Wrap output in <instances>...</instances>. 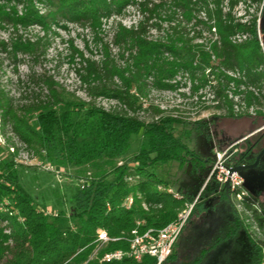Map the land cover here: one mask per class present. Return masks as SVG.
<instances>
[{
    "label": "trees",
    "instance_id": "1",
    "mask_svg": "<svg viewBox=\"0 0 264 264\" xmlns=\"http://www.w3.org/2000/svg\"><path fill=\"white\" fill-rule=\"evenodd\" d=\"M131 3L134 0H0V28L10 26L14 32L9 42L13 56L21 53L35 57L43 53L46 36L58 17L88 29L93 44L101 48L96 59L70 43L71 57L77 59L75 72L89 101L67 97L51 77L41 78L45 91L42 96L20 95L19 103L0 84L2 136L9 125L28 151L39 161L63 170L67 179L74 182L88 171L92 177L83 188L73 183L64 186L69 193L71 229L60 222L66 216L65 209L60 208L56 216L46 214L37 207L28 189L30 181L24 184L28 173L54 175L17 160L18 150L0 143V264H99L97 259L89 258L97 228L118 237L121 232H129L137 219L144 221L141 230L161 227L173 221L185 203L194 201L183 194L177 193L179 198H174L159 190L158 186L169 187L155 170L159 164L170 162H176L179 168L189 164L195 171L211 166L212 160L188 147L192 133L202 124L207 126L208 119L191 122L154 108L159 116L144 122L123 110H107L95 99L106 97L131 110L140 109L141 104L134 107L132 98L138 100V95H145L148 86L176 90L179 82L175 78L182 75L191 83L192 94L206 86L211 88L214 107L224 108L226 118L249 122L243 133L227 141L226 147L264 125V0H139L135 4L141 17L136 24H112L111 45L117 49L113 54L110 44L99 37L103 20L119 16ZM240 3L256 5L259 15L248 21L235 18L232 10ZM37 4H45L44 12ZM32 26H38L43 35L24 38L17 34ZM147 26L157 36L149 35ZM238 36L243 39L237 40ZM230 86L233 95L241 98L244 111L234 110L237 103L228 97ZM252 107L257 110L248 113ZM135 136L144 142L135 153L127 155ZM255 138L250 136L235 145L237 151L228 166L254 161L257 152L252 154L248 144ZM129 176L134 182L126 180ZM54 195L62 197L59 189L54 190ZM129 195L134 201L125 209L121 204ZM212 196L227 203L229 216L195 257L183 264H204L222 245L235 246L242 233L249 246L243 264H263L264 247L247 232L229 192L212 178L195 200L180 235L214 208L216 202L212 207L207 205ZM59 204L63 205L64 200ZM243 204L250 208L246 201ZM118 248L126 249L127 243L110 242L100 254ZM176 258L173 249L160 264H174ZM101 264H156V259L145 256L140 262L124 258Z\"/></svg>",
    "mask_w": 264,
    "mask_h": 264
},
{
    "label": "rangeland",
    "instance_id": "2",
    "mask_svg": "<svg viewBox=\"0 0 264 264\" xmlns=\"http://www.w3.org/2000/svg\"><path fill=\"white\" fill-rule=\"evenodd\" d=\"M139 0H134L137 3ZM131 3L125 6L122 13L112 15L103 20L102 31L99 37L103 42L109 43L113 54L117 49L111 45V28L114 21H120L125 26H131L137 23L141 17L138 6ZM248 3V2H247ZM39 9L44 12L45 4H37ZM20 10L21 6L17 5ZM232 14L241 21H248L253 16H258L259 12L256 5L240 3L236 5ZM149 35L157 36L154 30L146 27ZM24 38H34L42 36L43 33L38 26L28 27L19 30L18 33ZM14 37V32L10 26L0 28V84L3 90L19 103L21 97L28 98L39 93L41 96L45 93L42 77H51L65 91L67 97H77L89 101L90 97L85 92V87L80 83L76 74L78 68L77 59L71 57L70 43L74 48L82 50L86 56H92L98 59L101 54V48L93 44L92 35L88 29L80 28L78 25L69 23L63 18H57V24H51L45 42L46 48L43 53L30 57L21 53L13 56L10 51L9 42ZM208 37V35H207ZM237 40L243 39L242 36L236 37ZM88 44V49L85 48ZM262 49L263 48V44ZM229 74H232L231 72ZM33 75V80H29ZM178 81L176 90H156L147 87L145 95H138V100H134V107L141 104L140 109L131 110L126 105L120 104L116 100L106 97L95 99V103L107 110H123L128 114L137 117L144 122H150L159 115L154 112V108L163 111L164 115H172L182 119L196 122L202 119H208L207 126L201 125L199 130L192 133L188 141V147L198 156L212 160L211 166L200 171L192 170L189 164L179 168L176 162L159 164L155 170L157 177L165 180L167 187L178 194H183L188 198L197 200L210 173L214 151L226 147L227 141L241 134L249 126L246 119H229L224 116V108H215L212 102L211 88L208 86L202 88L197 94H192L190 90L191 83L186 76H177ZM150 85V83H148ZM243 90V87H240ZM233 88L228 89V97L232 98L236 104V112L244 111L243 103L239 96H234ZM230 93V94H229ZM20 95H23L20 97ZM230 95V96H229ZM24 99V98H23ZM264 108V106H262ZM257 110L255 107L249 108L248 113L253 114ZM219 117L213 119L212 117ZM212 118V119H211ZM180 127L176 128L179 133ZM144 142L143 138L135 136L127 155L135 153L139 146ZM0 143L11 146L10 150L17 149V159L27 165L33 166L36 162L35 155L28 151L17 137L11 132L10 126L4 128V136L0 133ZM122 160L119 159L118 163ZM40 170V169H39ZM43 171V170H42ZM243 180V188L247 197L242 201L230 197L231 203L242 216L250 236L264 247V155L259 165L254 168H248L239 171ZM24 184L30 181L28 189L34 196L38 208H42L51 216L57 215L60 208L65 209L66 216L61 219L62 225H68L71 229L73 224L70 217V203L68 202L69 193L64 187L67 183H73L70 179L64 177H50L42 174L32 175L28 173ZM32 177V178H31ZM61 185L62 188L59 186ZM163 185V184H162ZM59 189L60 199L54 195V190ZM256 200H254V199ZM63 199L64 204L60 205L59 200ZM246 201L250 208L244 206ZM216 202L214 208L212 207ZM210 208L197 218L193 224L189 225L183 233L177 238L174 245L176 260L174 264H183L192 260L197 252L206 245L222 226L225 218L229 216V207L225 201L218 202L216 196H212L207 204ZM6 224V223H3ZM8 233V232H6ZM235 246L224 244L218 250L212 252L204 264H243L247 259L248 243L244 233L235 242ZM264 264V249L262 250Z\"/></svg>",
    "mask_w": 264,
    "mask_h": 264
},
{
    "label": "built area",
    "instance_id": "3",
    "mask_svg": "<svg viewBox=\"0 0 264 264\" xmlns=\"http://www.w3.org/2000/svg\"><path fill=\"white\" fill-rule=\"evenodd\" d=\"M231 147L232 146H229L223 150L214 151L213 164L207 180L212 178L220 186L227 183V191L229 192L230 197L242 201L247 197L246 191L243 188V180L239 175V172L235 171L230 174V167L226 165L227 159L233 153ZM35 160L36 162L33 165L37 166L39 169L50 172L56 177L66 178L63 170L55 168L50 163H43L36 157ZM91 178V174L88 171L84 176L77 178L75 184L79 188H83ZM126 180L129 183L134 182L133 176L127 177ZM157 188L159 190H165L174 198H179V195L173 192L170 188H162L161 186H158ZM133 201V196L129 195L123 200L121 205L125 209H128L133 204ZM194 202L195 200L191 203H185L184 206L177 211L174 220L161 227H148L141 230L140 228L144 226V221L137 219L135 221V226L129 232H121L118 237H110L104 229L97 228L95 230L94 239L95 247L89 258H95L98 260V263L101 264L120 261L124 258H131L140 262L143 257L149 256L156 259V264H160L171 255L175 242L186 224ZM142 205L143 208L146 209V205ZM54 215L56 216V214ZM118 240L126 242L127 248L104 251L100 254L108 243Z\"/></svg>",
    "mask_w": 264,
    "mask_h": 264
},
{
    "label": "flooded vegetation",
    "instance_id": "4",
    "mask_svg": "<svg viewBox=\"0 0 264 264\" xmlns=\"http://www.w3.org/2000/svg\"><path fill=\"white\" fill-rule=\"evenodd\" d=\"M250 136H256V138L254 139V141H252L251 144H248V146H251L252 154H254L255 152H257V153L255 154V159H256V157L258 156V154H259V153L261 152V150L264 148V125L261 126V127L258 128V129H255L254 131H252L250 134H248L247 136L243 137L242 139H239V140L236 141L235 143H232L231 145H229V146H232V147H231V151H233L232 155L237 151V149L235 148V145H236L237 143L243 141L244 139L250 137ZM229 146H227V147H229ZM227 147H226V148H227ZM224 149H225V148H224ZM222 150H223V149H222ZM232 155H231V156L227 159V161H226V165H227V166H228L227 162H228L229 159L232 157ZM263 155H264V153L260 156L259 161H258V163H257L256 166L259 165V162H260V160H261V158H262ZM255 159H254V161H255ZM254 161L251 162V163H245V164H240V165H249V164L254 163ZM238 166H239V165H238ZM256 166H255V167H256ZM229 167H234V166H229ZM253 168H254V167H253ZM243 170H244V169H243ZM239 175H240V174H239ZM240 176H241V175H240ZM253 199H254V198H253ZM254 200H255V199H254ZM255 201H256V200H255Z\"/></svg>",
    "mask_w": 264,
    "mask_h": 264
},
{
    "label": "water",
    "instance_id": "5",
    "mask_svg": "<svg viewBox=\"0 0 264 264\" xmlns=\"http://www.w3.org/2000/svg\"><path fill=\"white\" fill-rule=\"evenodd\" d=\"M262 46V45H261ZM264 153V148L261 150V152L258 154V156L256 157L254 163L249 164V165H239V166H234V167H230L229 168V173L231 174L232 172H239L243 169H248V168H253L257 165L260 156ZM223 187L227 190V183L223 184Z\"/></svg>",
    "mask_w": 264,
    "mask_h": 264
}]
</instances>
